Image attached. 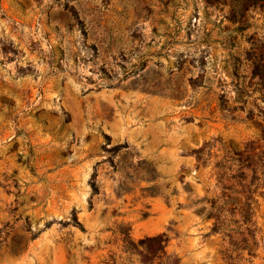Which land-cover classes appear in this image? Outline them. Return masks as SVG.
Instances as JSON below:
<instances>
[{
	"label": "rangeland",
	"instance_id": "1",
	"mask_svg": "<svg viewBox=\"0 0 264 264\" xmlns=\"http://www.w3.org/2000/svg\"><path fill=\"white\" fill-rule=\"evenodd\" d=\"M263 77L264 0H0V264H264Z\"/></svg>",
	"mask_w": 264,
	"mask_h": 264
},
{
	"label": "trees",
	"instance_id": "2",
	"mask_svg": "<svg viewBox=\"0 0 264 264\" xmlns=\"http://www.w3.org/2000/svg\"><path fill=\"white\" fill-rule=\"evenodd\" d=\"M260 71V73H261V70H259ZM264 78V77H263Z\"/></svg>",
	"mask_w": 264,
	"mask_h": 264
}]
</instances>
